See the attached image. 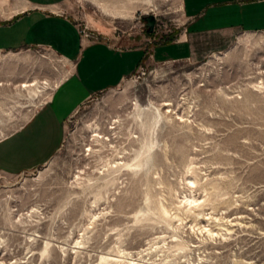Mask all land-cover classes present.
<instances>
[{
	"label": "rangeland",
	"instance_id": "374dc122",
	"mask_svg": "<svg viewBox=\"0 0 264 264\" xmlns=\"http://www.w3.org/2000/svg\"><path fill=\"white\" fill-rule=\"evenodd\" d=\"M61 8L89 37L104 30L125 46L173 39L185 24L181 0ZM71 68L48 48L0 50V139ZM126 260L264 264V30L238 32L196 61L146 55L79 106L46 163L0 172V264Z\"/></svg>",
	"mask_w": 264,
	"mask_h": 264
},
{
	"label": "crops",
	"instance_id": "0c3cea01",
	"mask_svg": "<svg viewBox=\"0 0 264 264\" xmlns=\"http://www.w3.org/2000/svg\"><path fill=\"white\" fill-rule=\"evenodd\" d=\"M65 0H0V50L44 47L72 62L70 73L17 129L0 139V172L46 163L58 150L70 116L89 97L118 86L146 55L154 63L200 60L238 32L264 30V0H181L185 24L175 38L125 46L104 30L81 35L63 12ZM150 32H147V35Z\"/></svg>",
	"mask_w": 264,
	"mask_h": 264
},
{
	"label": "water",
	"instance_id": "95a60500",
	"mask_svg": "<svg viewBox=\"0 0 264 264\" xmlns=\"http://www.w3.org/2000/svg\"><path fill=\"white\" fill-rule=\"evenodd\" d=\"M146 23L148 27V32H152L155 24V18L153 15H149L146 18Z\"/></svg>",
	"mask_w": 264,
	"mask_h": 264
},
{
	"label": "bare ground",
	"instance_id": "6f19581e",
	"mask_svg": "<svg viewBox=\"0 0 264 264\" xmlns=\"http://www.w3.org/2000/svg\"><path fill=\"white\" fill-rule=\"evenodd\" d=\"M31 85V84H30ZM25 86H28V84H25ZM195 201H196V199H187V202L188 203H190V204H192V203H195ZM127 254H130V252L128 253L127 252ZM126 264H136L135 262H133V261H131V260H126V261H124Z\"/></svg>",
	"mask_w": 264,
	"mask_h": 264
},
{
	"label": "built area",
	"instance_id": "2783aa9c",
	"mask_svg": "<svg viewBox=\"0 0 264 264\" xmlns=\"http://www.w3.org/2000/svg\"><path fill=\"white\" fill-rule=\"evenodd\" d=\"M155 29V27L153 28V30ZM80 33H81V35H83V36H85V37H89L90 35H89V33H87V32H81L80 31Z\"/></svg>",
	"mask_w": 264,
	"mask_h": 264
}]
</instances>
